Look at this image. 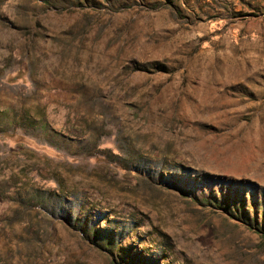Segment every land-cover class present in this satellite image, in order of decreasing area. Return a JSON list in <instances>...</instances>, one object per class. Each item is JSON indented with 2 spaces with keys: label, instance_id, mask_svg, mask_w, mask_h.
Instances as JSON below:
<instances>
[{
  "label": "rangeland",
  "instance_id": "374dc122",
  "mask_svg": "<svg viewBox=\"0 0 264 264\" xmlns=\"http://www.w3.org/2000/svg\"><path fill=\"white\" fill-rule=\"evenodd\" d=\"M0 264H264V0H0Z\"/></svg>",
  "mask_w": 264,
  "mask_h": 264
},
{
  "label": "trees",
  "instance_id": "16d2710c",
  "mask_svg": "<svg viewBox=\"0 0 264 264\" xmlns=\"http://www.w3.org/2000/svg\"><path fill=\"white\" fill-rule=\"evenodd\" d=\"M213 203H214V205H217V207L219 206L223 211H226V213L228 214V215H232L231 214V212H235L236 213V215L238 214V215H240L239 213H238V210L240 211V205L239 206H237V205H232V206H230L229 208H223V203L224 202H226V201H221V200H216V199H212L211 200ZM242 211V210H241ZM244 211V210H243ZM241 221L242 222H244V224L245 225H248L249 227H254V229H256V231H258L259 233L261 232V230H259L258 229V225L255 223V220H254V225L252 224V221L250 220V218H248V217H244V216H242L241 215ZM252 225V226H251ZM105 243L106 244H104V245H108L106 248H104L102 245H100V246H98V248L99 249H107L109 252H113L114 253V251H116V248H114V249H112V244H110V242L109 241H107V240H105ZM108 247H109V249H108ZM114 255H115V253H114ZM117 257H118V255H116Z\"/></svg>",
  "mask_w": 264,
  "mask_h": 264
}]
</instances>
